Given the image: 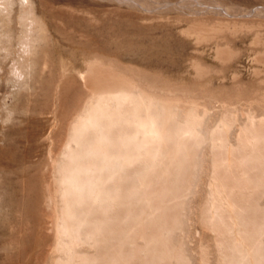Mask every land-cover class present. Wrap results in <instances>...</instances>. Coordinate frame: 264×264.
<instances>
[{
    "label": "bare ground",
    "instance_id": "obj_1",
    "mask_svg": "<svg viewBox=\"0 0 264 264\" xmlns=\"http://www.w3.org/2000/svg\"><path fill=\"white\" fill-rule=\"evenodd\" d=\"M225 8L188 19L183 33L213 42L223 62L241 50L219 41L252 34V72L264 83V13ZM46 36L31 0H0V93L26 88ZM200 60L203 80L214 68ZM139 72L94 56L81 84L56 93L25 219L34 264H264L263 86L248 89L235 71L225 96Z\"/></svg>",
    "mask_w": 264,
    "mask_h": 264
},
{
    "label": "rangeland",
    "instance_id": "obj_2",
    "mask_svg": "<svg viewBox=\"0 0 264 264\" xmlns=\"http://www.w3.org/2000/svg\"><path fill=\"white\" fill-rule=\"evenodd\" d=\"M31 1L36 15L47 27L48 36L37 46L26 88L16 91L15 87L9 86L7 93H0V98L8 105V111L2 110L0 105V264H34L37 234L25 219L32 217L34 207H37L34 199L40 193L39 167L45 154L42 141L49 129L50 110L55 95L82 83L80 75L94 56L112 59L127 69L134 68L150 80L155 77L153 81L159 78L168 85L177 82L181 88H192L201 81L200 89L197 88L199 85H194L195 89L210 88L217 91L211 90L215 94L225 91L227 95H224L229 96L228 93L234 94L235 90L232 85L236 82L233 79L235 71L240 75L238 81L241 79L247 86H252L248 89L264 88V83L252 72L257 67L251 59L252 34H239L219 41L221 45L231 42L229 45L233 50H241L240 58L223 62L218 58L213 42L198 43L182 31L187 20L198 15L222 18L221 7H226L229 12L258 9L264 13V0ZM259 30V34L264 33V29ZM197 58L214 68L212 76L208 77L210 80L196 76L192 66ZM45 64L47 67L44 68Z\"/></svg>",
    "mask_w": 264,
    "mask_h": 264
}]
</instances>
